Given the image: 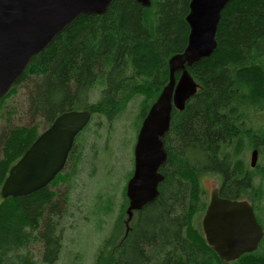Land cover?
<instances>
[{
  "label": "trees",
  "instance_id": "16d2710c",
  "mask_svg": "<svg viewBox=\"0 0 264 264\" xmlns=\"http://www.w3.org/2000/svg\"><path fill=\"white\" fill-rule=\"evenodd\" d=\"M190 1L151 0L144 7L137 0H113L102 15L78 17L32 58L0 100V118L7 121L6 100L20 86L29 88L28 123L8 124L0 132V264H53L62 250L60 222L68 206L69 178L62 174L68 160L44 188L3 198L10 168L63 112L89 110L111 119L132 94L145 92L143 121L150 100L169 81V59L188 43ZM216 39L210 57L187 67L199 89L182 111L172 110L157 198L128 223L119 216L94 264H264V238L257 250L224 262L201 225L209 203L205 175L218 177L223 198L248 196L255 212L250 192L264 197L241 159L244 140L259 147L260 129L248 123L264 107V0L229 2ZM99 80L104 89L94 103L90 95ZM34 245L43 248L40 259L30 250Z\"/></svg>",
  "mask_w": 264,
  "mask_h": 264
},
{
  "label": "water",
  "instance_id": "95a60500",
  "mask_svg": "<svg viewBox=\"0 0 264 264\" xmlns=\"http://www.w3.org/2000/svg\"><path fill=\"white\" fill-rule=\"evenodd\" d=\"M113 0H0V100L24 73L32 58L82 15H102ZM232 0H191L186 20L190 27L185 49L169 59V81L142 121L134 149V170L126 195L128 220L157 198L164 180L160 168L167 159L163 139L170 129L172 110L182 111L199 84L189 66L210 57L217 48L222 11ZM144 7L151 0H137ZM180 75L177 79V73ZM92 119L89 110H69L55 118L10 168L3 198L25 196L49 185L65 168L77 135ZM259 150L251 153L255 167ZM128 220L126 223H128ZM209 246L224 262L258 249L264 229L247 200L223 198L213 190L202 219Z\"/></svg>",
  "mask_w": 264,
  "mask_h": 264
},
{
  "label": "rangeland",
  "instance_id": "374dc122",
  "mask_svg": "<svg viewBox=\"0 0 264 264\" xmlns=\"http://www.w3.org/2000/svg\"><path fill=\"white\" fill-rule=\"evenodd\" d=\"M103 89L104 82L99 80L91 92V102L96 103L101 98ZM28 91V86L22 85L16 95L6 100L2 113L8 120L0 118V132L8 124L28 123ZM146 94H132L114 118L95 112L90 124L76 137L67 166L62 171L63 176L69 178L68 206L60 222L62 250L53 264H94L101 245L117 227L119 216L127 221L124 192L134 170V149ZM252 120L248 125L254 124L255 129H260L257 132L259 147L250 139L244 140L241 159L257 180L255 192L264 193V107L254 110ZM255 148L259 150V158L256 166L251 167V153ZM202 185L209 200L213 190L220 188V180L217 176L205 175ZM249 196L255 199L256 216L264 229V197L252 192ZM30 250L40 259L43 248L34 245ZM261 251L264 252V245ZM113 252L111 248L107 254Z\"/></svg>",
  "mask_w": 264,
  "mask_h": 264
},
{
  "label": "flooded vegetation",
  "instance_id": "af4514ba",
  "mask_svg": "<svg viewBox=\"0 0 264 264\" xmlns=\"http://www.w3.org/2000/svg\"><path fill=\"white\" fill-rule=\"evenodd\" d=\"M218 190V193H219V189H217ZM220 195V194H219ZM210 200V199H209ZM237 200H245V199H243V198H240V199H237ZM246 200L247 201H249L250 203H251V205L253 206V204H252V202L250 201V199L249 198H246ZM209 204V203H208Z\"/></svg>",
  "mask_w": 264,
  "mask_h": 264
}]
</instances>
